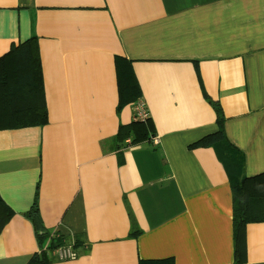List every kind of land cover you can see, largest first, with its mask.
Listing matches in <instances>:
<instances>
[{
	"label": "crops",
	"instance_id": "obj_1",
	"mask_svg": "<svg viewBox=\"0 0 264 264\" xmlns=\"http://www.w3.org/2000/svg\"><path fill=\"white\" fill-rule=\"evenodd\" d=\"M32 36L48 123L0 129V197L14 211L0 264L39 251L25 216L36 196L48 229L83 240L52 264H236L229 177L213 148L189 146L218 131L207 95L245 175H264V0H0V57ZM117 57L159 144L115 140L135 120L133 103L118 113ZM246 231L244 264H264V221Z\"/></svg>",
	"mask_w": 264,
	"mask_h": 264
},
{
	"label": "trees",
	"instance_id": "obj_2",
	"mask_svg": "<svg viewBox=\"0 0 264 264\" xmlns=\"http://www.w3.org/2000/svg\"><path fill=\"white\" fill-rule=\"evenodd\" d=\"M119 87L118 113L127 104L135 105L142 98L139 82L132 69L131 61L116 58ZM217 115L218 131L206 135L189 147L215 150L230 180L233 195L234 255L236 264L247 261L246 228L251 222L264 221V175H245L244 155L227 138L224 122L226 117L221 105L206 95ZM48 123V110L44 92L43 73L36 36L14 45L0 57V129H14L29 126H44ZM154 125L151 118L134 120L128 125H120L115 140L124 144L130 138V145L152 139ZM38 194V193H37ZM131 230L130 237L140 234L135 216L128 207ZM14 216V211L0 197V233ZM25 216L32 222L39 251L27 264H52L54 251L71 246L74 251L83 245L81 236L66 237L48 229L40 215L38 198ZM140 264H174L172 260L140 261Z\"/></svg>",
	"mask_w": 264,
	"mask_h": 264
},
{
	"label": "built area",
	"instance_id": "obj_3",
	"mask_svg": "<svg viewBox=\"0 0 264 264\" xmlns=\"http://www.w3.org/2000/svg\"><path fill=\"white\" fill-rule=\"evenodd\" d=\"M135 120L144 121L149 115V111L147 109L146 104L142 99H140L135 105ZM130 141V140H129ZM152 141L154 144H159L160 140L157 136H154L152 138ZM54 253L60 258V259H72L77 257V253L73 250L71 246H65L60 247L54 251Z\"/></svg>",
	"mask_w": 264,
	"mask_h": 264
},
{
	"label": "rangeland",
	"instance_id": "obj_4",
	"mask_svg": "<svg viewBox=\"0 0 264 264\" xmlns=\"http://www.w3.org/2000/svg\"><path fill=\"white\" fill-rule=\"evenodd\" d=\"M134 116H135V107H134Z\"/></svg>",
	"mask_w": 264,
	"mask_h": 264
},
{
	"label": "bare ground",
	"instance_id": "obj_5",
	"mask_svg": "<svg viewBox=\"0 0 264 264\" xmlns=\"http://www.w3.org/2000/svg\"><path fill=\"white\" fill-rule=\"evenodd\" d=\"M154 136H152V138H153Z\"/></svg>",
	"mask_w": 264,
	"mask_h": 264
}]
</instances>
